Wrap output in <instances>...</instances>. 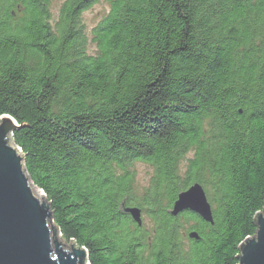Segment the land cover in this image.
I'll use <instances>...</instances> for the list:
<instances>
[{
    "label": "trees",
    "instance_id": "1",
    "mask_svg": "<svg viewBox=\"0 0 264 264\" xmlns=\"http://www.w3.org/2000/svg\"><path fill=\"white\" fill-rule=\"evenodd\" d=\"M99 2L91 55L80 16ZM50 11L0 0V117L61 236L88 264H237L264 207V0H65L53 27ZM194 183L211 223L171 214Z\"/></svg>",
    "mask_w": 264,
    "mask_h": 264
},
{
    "label": "water",
    "instance_id": "2",
    "mask_svg": "<svg viewBox=\"0 0 264 264\" xmlns=\"http://www.w3.org/2000/svg\"><path fill=\"white\" fill-rule=\"evenodd\" d=\"M17 127L10 116L0 117V264H88L85 250L75 247L74 242L65 245L52 222L50 203L32 192L21 150L11 141ZM184 210L212 222V207L199 183L177 195L171 214ZM125 211L134 222L142 224L138 207ZM255 223V235L239 245L237 264H264V207ZM188 237L198 239L194 231Z\"/></svg>",
    "mask_w": 264,
    "mask_h": 264
},
{
    "label": "rangeland",
    "instance_id": "3",
    "mask_svg": "<svg viewBox=\"0 0 264 264\" xmlns=\"http://www.w3.org/2000/svg\"><path fill=\"white\" fill-rule=\"evenodd\" d=\"M65 0H50V4H51V19L49 21V23L51 24V26L53 27L54 25V20L58 14V9L60 7V5L64 2ZM109 11V6L106 3L103 2H99L95 5H93L92 7H90L89 9L85 10L84 12H82L81 16H80V21L83 25V29L84 32L87 35L88 38V45L86 47V51L88 54L93 55L96 50H95V46L94 44L90 43V39H91V30L100 22V20L108 13ZM189 158V155L185 156V160H182L181 163L179 162L178 164V172L179 175L182 177L184 175V171H185V167L187 165L186 160ZM129 169L133 172L134 174V190H132L133 194L136 196H139L144 188L148 185L151 174L153 172L152 166L142 163L141 161L139 162H135L131 167H129ZM34 187V186H33ZM35 192L33 191V193L38 197V198H45L43 195V192H41V190H39L38 188L35 187ZM142 219L144 220L143 223L145 225L146 228H149V221L147 218H143L142 215ZM53 222V220H52ZM187 227V224L183 225V228L181 229V236L183 237V243L186 245L188 243L187 240V233L185 232L184 228ZM58 233L60 234V232L58 231ZM61 235V234H60ZM52 231H51V239H52ZM64 239V238H63ZM65 245L68 246L69 242H67L65 239ZM53 242V239H52ZM76 247V246H75Z\"/></svg>",
    "mask_w": 264,
    "mask_h": 264
},
{
    "label": "bare ground",
    "instance_id": "4",
    "mask_svg": "<svg viewBox=\"0 0 264 264\" xmlns=\"http://www.w3.org/2000/svg\"><path fill=\"white\" fill-rule=\"evenodd\" d=\"M31 188H32V192L34 191L35 192V187H33V185L31 184ZM37 191V190H36ZM38 192V191H37Z\"/></svg>",
    "mask_w": 264,
    "mask_h": 264
},
{
    "label": "flooded vegetation",
    "instance_id": "5",
    "mask_svg": "<svg viewBox=\"0 0 264 264\" xmlns=\"http://www.w3.org/2000/svg\"><path fill=\"white\" fill-rule=\"evenodd\" d=\"M20 5V4H19ZM22 8V7H21Z\"/></svg>",
    "mask_w": 264,
    "mask_h": 264
}]
</instances>
